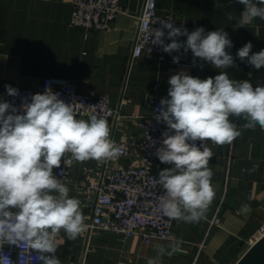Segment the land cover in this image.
<instances>
[{
    "label": "crops",
    "instance_id": "crops-1",
    "mask_svg": "<svg viewBox=\"0 0 264 264\" xmlns=\"http://www.w3.org/2000/svg\"><path fill=\"white\" fill-rule=\"evenodd\" d=\"M155 2L158 14H171L189 33L199 27L205 34L223 28L233 43L226 51L238 67L215 69L183 48L164 58L143 52L132 59L144 0H120L123 8L111 27L89 30L71 23L73 0H0V102L8 95L6 85L32 87L50 76L73 79L79 91L106 95L120 108L121 120H107L113 140L138 141L142 130L136 117L153 112L156 96L169 98L168 80L174 74L185 71L206 79L227 71L231 79H250L254 87L264 86V68L256 70L236 55L248 42L253 45L250 54L264 50V20L246 22L242 17L245 6L237 0ZM229 13L232 20L227 19ZM186 39L184 36L182 43ZM174 56L179 57L178 63H173ZM230 120L240 136L231 145L207 144L214 153L209 167L214 173L216 196L205 219L196 224L175 220L172 239L124 238L112 230L93 228L70 241L62 230L56 253L61 264H147L155 257L157 245L167 248L176 239L184 241L182 251L163 256L162 264H234L264 226V130L259 126L255 130L244 128L243 118ZM131 161L132 157H121L107 163L114 166ZM104 163L73 160L69 164V196L81 201L85 223L91 210L76 183L88 171L100 173ZM254 164L259 165L257 171H242ZM244 204L250 205V212L240 211Z\"/></svg>",
    "mask_w": 264,
    "mask_h": 264
},
{
    "label": "clouds",
    "instance_id": "clouds-1",
    "mask_svg": "<svg viewBox=\"0 0 264 264\" xmlns=\"http://www.w3.org/2000/svg\"><path fill=\"white\" fill-rule=\"evenodd\" d=\"M237 2L245 6L242 17L246 22L264 20V0ZM227 19H233L230 13ZM160 23L161 28L151 30L152 44L164 52L183 48L215 69L238 67L226 51L233 43L223 28L205 34L199 27L189 33L173 22ZM164 29L171 43H164ZM179 36H186V41L178 42ZM252 47L248 42L236 55L260 70L264 68V50L250 54ZM178 62L179 57L174 56L173 63ZM251 75L249 72V78ZM168 85L169 98L161 99L155 116L167 126L155 155L170 166L158 174L164 190L159 209L169 220L196 224L206 218L216 196L209 167L214 153L204 142L231 145L241 133L230 117L243 118L246 129L259 126L264 130V86L254 87L250 79H231L227 71L206 79L181 71L169 78ZM6 89L8 95H18L16 88L6 85ZM74 104L60 99L51 88L31 95V102L22 105L24 114H15L17 109L10 103L0 102V247L23 244L36 252L35 256L20 257V264H32L34 259L40 264H61L56 255L60 232L74 241L88 227L81 201L69 196V187L53 169H60L62 160L65 165L73 160L108 162L122 154V147L111 138L108 121L96 114L77 119ZM9 109L13 114L6 115ZM258 169L254 164L242 171ZM240 211L250 212V205H242ZM183 243L176 239L167 248L157 245L155 257L147 264H162V257L180 253Z\"/></svg>",
    "mask_w": 264,
    "mask_h": 264
},
{
    "label": "built area",
    "instance_id": "built-area-1",
    "mask_svg": "<svg viewBox=\"0 0 264 264\" xmlns=\"http://www.w3.org/2000/svg\"><path fill=\"white\" fill-rule=\"evenodd\" d=\"M74 8L71 23L89 29H108L112 26L118 14L122 11L120 0H73ZM161 21L173 22L175 27L185 28L184 24L171 14L160 15L156 9L155 0H144L139 16L138 30L134 39L131 58L140 56L143 52L156 53L164 58L168 53L159 45L152 44L154 36L152 29L161 28ZM164 29L162 37L165 44L171 43ZM184 36L177 37L182 43ZM17 96L7 95L5 102L17 109L15 114H24L22 105L25 101L31 102V95L44 93L46 88H51L59 98L66 103L74 104L77 115L90 116L96 114L109 121L117 122L124 115L120 108L114 106L108 96L99 95L93 91L81 92L77 89L73 79L50 76L38 82L35 86H15ZM163 97L156 96L153 103V112L136 117L142 130V137L138 141H117L122 147L121 157H132L128 164L110 165L104 163L100 173L88 171L86 176L76 183V187L84 194L85 203L91 210L87 229L103 228L115 231L127 238L132 235H141L144 239L174 238L175 220L164 217L159 209V197L164 194L159 184V171L170 167L159 161L156 150L162 146L164 139L162 133L167 126L162 121H157L155 116ZM7 114H13L11 109ZM210 141H205L207 145ZM69 164H62L60 169H53V174L69 182ZM63 173V174H62ZM262 234L264 226L258 235L250 240L254 243ZM30 251V253H28ZM35 256L34 250H29L25 245H7L0 247V264H20L23 255ZM33 260L32 264H39Z\"/></svg>",
    "mask_w": 264,
    "mask_h": 264
},
{
    "label": "water",
    "instance_id": "water-1",
    "mask_svg": "<svg viewBox=\"0 0 264 264\" xmlns=\"http://www.w3.org/2000/svg\"><path fill=\"white\" fill-rule=\"evenodd\" d=\"M234 264H264V234L256 239Z\"/></svg>",
    "mask_w": 264,
    "mask_h": 264
}]
</instances>
